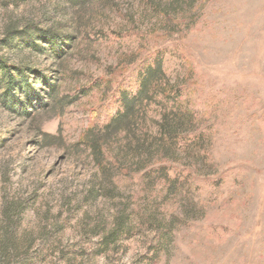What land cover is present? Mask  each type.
<instances>
[{"label":"rangeland","instance_id":"rangeland-1","mask_svg":"<svg viewBox=\"0 0 264 264\" xmlns=\"http://www.w3.org/2000/svg\"><path fill=\"white\" fill-rule=\"evenodd\" d=\"M38 30L76 37L54 61L14 37ZM159 49L162 79L197 87L212 161L176 151L167 186L116 135L131 173L103 177L77 144ZM0 61L58 77L47 111L25 119L0 103V264H264V0H0ZM159 103L133 112L148 143Z\"/></svg>","mask_w":264,"mask_h":264},{"label":"trees","instance_id":"trees-1","mask_svg":"<svg viewBox=\"0 0 264 264\" xmlns=\"http://www.w3.org/2000/svg\"><path fill=\"white\" fill-rule=\"evenodd\" d=\"M61 1L80 8L101 0ZM73 32L71 30V34H61L38 30L34 39L28 35L21 36L22 34H16L14 37L23 47L59 61L70 49L76 37ZM165 54L166 50L159 49L149 61L137 66L133 84L115 90L107 121L91 126L83 132L77 145L89 151L91 161L98 167L103 177L107 176L110 169L117 170L121 176L129 177L131 170L123 167L128 154H132L136 160L139 156L144 158L137 166L156 159L157 166L150 164L148 174L160 176L159 180L167 186H173L175 183L169 176L168 164L176 151L181 149L195 161L207 163L212 161L209 150L211 135L208 133L211 132V127L205 115L199 110L202 104L199 101L197 87L191 85L190 78H185L180 84H170L162 79V62ZM180 57L187 75L191 76L193 70L188 58L183 53ZM57 82L56 72L53 76L46 77L44 73H36L27 67H13L0 61V103L4 109L17 113L21 118H30L34 113L51 109L56 103ZM153 97L159 99L161 112L156 140L148 143L145 138H138L133 133L136 132L133 112L136 107L141 108ZM120 128L123 129L122 132H117ZM116 135L125 137L123 148L128 150V154L122 155L124 158L115 151L111 143ZM135 172L136 176L140 173ZM179 195L184 202L192 200L190 188L181 189Z\"/></svg>","mask_w":264,"mask_h":264}]
</instances>
